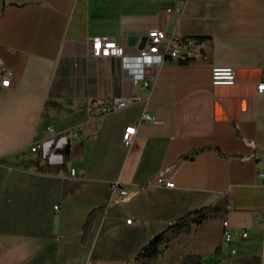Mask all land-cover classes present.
I'll return each mask as SVG.
<instances>
[{
  "label": "crops",
  "instance_id": "crops-1",
  "mask_svg": "<svg viewBox=\"0 0 264 264\" xmlns=\"http://www.w3.org/2000/svg\"><path fill=\"white\" fill-rule=\"evenodd\" d=\"M176 5L181 15L166 11ZM152 29L201 50L168 60L148 101L98 113L144 93L119 58L90 55L91 38L129 50ZM214 65L233 66L235 83L213 85ZM263 74L264 0H0V264H137L154 237L213 204L222 217L172 241L157 264H261ZM145 108L155 122H140ZM160 174L175 186L151 184ZM224 219L249 233L234 257L220 251Z\"/></svg>",
  "mask_w": 264,
  "mask_h": 264
},
{
  "label": "built area",
  "instance_id": "built-area-1",
  "mask_svg": "<svg viewBox=\"0 0 264 264\" xmlns=\"http://www.w3.org/2000/svg\"><path fill=\"white\" fill-rule=\"evenodd\" d=\"M182 5L168 7L169 13H177L181 15ZM201 43L198 39L191 36H177L169 34L162 29H152L146 35L144 45L137 46L134 49H126L118 41L111 37L94 36L91 38L90 55L94 58H119L124 68L129 69L134 74L135 89L140 87L144 94H139L135 91L133 95L116 97L112 102L104 107L97 109L100 114L110 113L116 110L126 108L138 101H148L153 93L156 82L159 79L161 69L168 60H176L180 62L193 61L201 50ZM12 79V73L7 72L1 81L3 86H8ZM235 68L230 65H214L212 67V84L213 85H233L235 83ZM257 94L264 97V74L263 79L256 85ZM156 121V117L144 109L140 122L152 123ZM137 127L129 125L126 127L122 140L125 146H130L133 136L136 134ZM49 135H53V129L48 130ZM74 138H79L80 133L76 130L72 131ZM37 145H33L32 150L36 151ZM259 159V156H255ZM72 174L80 176L75 169H72ZM259 176L264 179V168L260 169ZM151 184L174 187L175 183L171 179H167L166 175L160 174L155 176ZM112 191L121 195H126L128 189L119 181L112 184ZM127 222L131 223L132 219ZM249 236L248 230L241 231L240 237L233 229L228 219L223 221V235L220 245L222 254L234 257L238 254V243L247 239ZM261 264H264V249L262 253Z\"/></svg>",
  "mask_w": 264,
  "mask_h": 264
},
{
  "label": "trees",
  "instance_id": "trees-1",
  "mask_svg": "<svg viewBox=\"0 0 264 264\" xmlns=\"http://www.w3.org/2000/svg\"><path fill=\"white\" fill-rule=\"evenodd\" d=\"M94 213L95 212L90 215L84 226L85 232H87L91 226ZM223 213V208L218 204L188 212L145 245L136 255L135 261L137 264H157L160 257L164 254L166 247L172 241L182 235H192L204 220L221 218ZM193 259L194 256H186L183 260V264H202L200 259L197 263H192Z\"/></svg>",
  "mask_w": 264,
  "mask_h": 264
},
{
  "label": "water",
  "instance_id": "water-1",
  "mask_svg": "<svg viewBox=\"0 0 264 264\" xmlns=\"http://www.w3.org/2000/svg\"><path fill=\"white\" fill-rule=\"evenodd\" d=\"M144 41H145V39H143V41L141 42V44H140L141 47L144 45Z\"/></svg>",
  "mask_w": 264,
  "mask_h": 264
}]
</instances>
